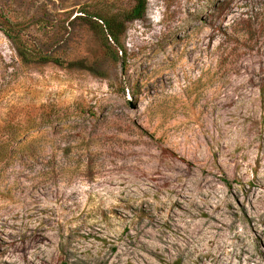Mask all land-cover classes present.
Returning <instances> with one entry per match:
<instances>
[{"label":"rangeland","instance_id":"1","mask_svg":"<svg viewBox=\"0 0 264 264\" xmlns=\"http://www.w3.org/2000/svg\"><path fill=\"white\" fill-rule=\"evenodd\" d=\"M134 3L0 0V264H264V0Z\"/></svg>","mask_w":264,"mask_h":264},{"label":"trees","instance_id":"2","mask_svg":"<svg viewBox=\"0 0 264 264\" xmlns=\"http://www.w3.org/2000/svg\"><path fill=\"white\" fill-rule=\"evenodd\" d=\"M146 10V3L145 0H135L134 5L132 8L126 13L125 17L126 20H132L136 18H140L143 16L144 12ZM93 18L96 19L95 24L96 26L100 27L102 32L105 33V35L110 38L114 43L118 42L119 35L123 32L124 27L122 21L119 22V19L116 17V15H108V16H102V15H92ZM9 37L11 35L8 34ZM227 183V180H225ZM61 264H67L65 261H62Z\"/></svg>","mask_w":264,"mask_h":264}]
</instances>
